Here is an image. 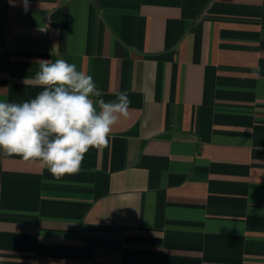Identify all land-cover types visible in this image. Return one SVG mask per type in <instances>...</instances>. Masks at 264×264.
<instances>
[{
	"label": "crops",
	"instance_id": "1",
	"mask_svg": "<svg viewBox=\"0 0 264 264\" xmlns=\"http://www.w3.org/2000/svg\"><path fill=\"white\" fill-rule=\"evenodd\" d=\"M14 3L0 101L64 59L131 103L77 174L0 153V264H264V0Z\"/></svg>",
	"mask_w": 264,
	"mask_h": 264
},
{
	"label": "clouds",
	"instance_id": "2",
	"mask_svg": "<svg viewBox=\"0 0 264 264\" xmlns=\"http://www.w3.org/2000/svg\"><path fill=\"white\" fill-rule=\"evenodd\" d=\"M9 3L15 6L14 0ZM22 3L26 12L29 0ZM38 63L39 70L24 83L43 90L22 103L0 101V153L38 163L59 180L79 173L89 149L108 146L131 101L121 92L106 102L93 77L64 59Z\"/></svg>",
	"mask_w": 264,
	"mask_h": 264
}]
</instances>
